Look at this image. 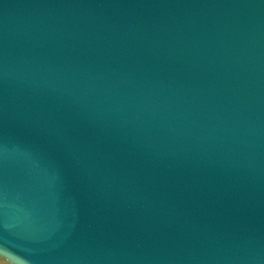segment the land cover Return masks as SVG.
<instances>
[{
  "label": "water",
  "instance_id": "obj_1",
  "mask_svg": "<svg viewBox=\"0 0 264 264\" xmlns=\"http://www.w3.org/2000/svg\"><path fill=\"white\" fill-rule=\"evenodd\" d=\"M0 264H264V0H0Z\"/></svg>",
  "mask_w": 264,
  "mask_h": 264
}]
</instances>
